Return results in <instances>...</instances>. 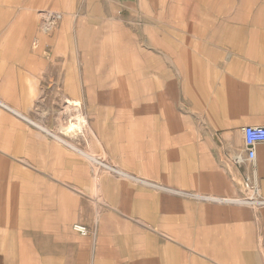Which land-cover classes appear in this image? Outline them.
Masks as SVG:
<instances>
[{"label":"crops","instance_id":"0c3cea01","mask_svg":"<svg viewBox=\"0 0 264 264\" xmlns=\"http://www.w3.org/2000/svg\"><path fill=\"white\" fill-rule=\"evenodd\" d=\"M166 38L156 34L155 43ZM210 43L202 51L208 82L189 83L185 99L168 98L152 125L139 115L103 132L92 115L89 129L75 136L50 129L67 139L59 140L17 114L34 122L16 84L10 95L0 91L13 109L0 105V179L6 182L0 185L10 187L15 203L45 204L49 230L30 234L43 235L53 250L73 252L72 264H213L212 257L229 264L227 246L264 251V205L241 201L248 178L264 202V143L252 162L243 133L246 126L264 127V52L234 47L218 62L210 58ZM181 66L196 76L199 64L191 59ZM175 67L179 72L180 64ZM75 224L87 235L75 236Z\"/></svg>","mask_w":264,"mask_h":264},{"label":"rangeland","instance_id":"374dc122","mask_svg":"<svg viewBox=\"0 0 264 264\" xmlns=\"http://www.w3.org/2000/svg\"><path fill=\"white\" fill-rule=\"evenodd\" d=\"M153 1H3L8 5H1L0 8L6 10L5 8L10 9L11 7L12 9L7 11L9 13L14 11L18 15L25 10L24 8L30 10H26L27 17L20 22L14 34L6 35L3 30L6 29L8 20L0 21V91L3 90L4 94L10 95L11 85L16 84V88H14L21 96L20 101L23 102L24 107L26 106L25 108L32 111L34 122L39 123L38 121H40L39 124L44 125L43 127L58 132L69 119L68 116H63L65 115L64 97L79 98L83 102L84 114L88 117L98 116L99 122L96 124L98 130L106 132L115 130L114 125L117 120H138L139 115H146L148 125H152L156 117L160 119L161 115L165 113L167 109L165 103L168 98L185 99L189 83L196 80L200 84L208 82L210 68L204 61L202 53V51L208 52V42H211L212 55L210 58L212 61L214 58L218 62L223 61L226 56L224 52H229L234 47L242 51L264 52V39L256 40L244 37L242 42L232 44L221 42L215 37L210 40L205 37L206 35L203 36L200 32L196 33L194 29L199 27L202 20H193L195 19L192 15L193 8L197 4V6L206 9L205 3L208 0ZM255 3L257 9L258 7L264 9V0H256ZM156 5L162 7L160 12L162 14L164 11L166 13L164 16H159L156 13ZM176 6L183 9L181 15H176ZM4 10H0L3 16L6 15ZM33 12L38 13L42 21L46 14L52 16L54 13L60 14L62 19L54 23L55 30L52 34L47 33L46 36L41 37L39 31L34 30L29 37L21 30L24 27H32ZM221 17L217 16V18ZM218 23L221 24L220 21ZM238 24L240 22H227L228 26ZM216 27L220 28L218 24L212 27L214 30L211 32L212 35L217 36L213 34L214 32L226 35L228 30L223 29L220 32L221 29L216 30ZM161 33L167 37L163 45L155 43L156 34ZM112 36L118 39L114 48L109 42ZM91 38L94 40L93 43H88ZM6 40L8 41L6 42ZM56 41L57 46H54L53 43ZM80 42L83 47H80ZM119 43L126 44L125 52L119 47ZM185 47L188 51L185 50ZM112 52L114 56H112ZM213 52L216 55H213ZM116 56H120L122 60L119 65L115 63L118 59ZM172 57L175 58L176 63L180 61L179 72L170 61ZM205 57L209 58L208 55ZM191 59H195L199 64L198 69L194 71L196 76L188 75L187 70L181 66ZM122 74L124 75L122 80L126 84L122 85L115 79L111 80L116 75L119 77ZM74 76L77 78L72 80ZM76 82L79 85L77 88L73 87ZM201 93L203 94V92ZM27 105L29 106L27 107ZM118 124L120 126L128 125V123ZM137 125L135 122V126ZM53 132L55 133V131ZM60 137L67 140L63 136ZM99 155L103 157L101 150ZM0 183L6 182L0 179ZM14 199L15 196L11 194L10 187H1L0 185V205L4 202L3 206H0L2 208L0 210V264L74 263L73 252L53 250L49 247L51 244H46L41 236L18 232L19 219L16 216L19 203H15ZM225 252L230 254L226 250ZM231 253L233 256L241 254L237 251ZM262 253L246 251L245 256L246 254L249 256V259L246 260L249 261H244L249 264H264ZM12 254L16 255L13 257Z\"/></svg>","mask_w":264,"mask_h":264},{"label":"bare ground","instance_id":"6f19581e","mask_svg":"<svg viewBox=\"0 0 264 264\" xmlns=\"http://www.w3.org/2000/svg\"><path fill=\"white\" fill-rule=\"evenodd\" d=\"M3 1L9 2V0H0V6L2 5H8V3H3ZM155 1V0H154ZM153 1V2H154ZM200 1V0H199ZM203 1V0H202ZM256 2V0H255ZM254 2V0H208L205 4H206V9L201 8L200 6H197V4L194 6L193 8V12L192 15L195 17V19L193 20H202V23H199V27H196L194 29V31L200 32L203 36H211V32L214 31L212 29V27L216 26V24H218V26H220V28L218 29V27H216V30H220V32H222L223 29L228 30L226 31V35H230V36H238L239 38H244V37H250L251 39H256V40H262L264 39V9H262V7H258V9L255 7L257 4ZM151 4V2H150ZM164 8V7H163ZM4 8H0V10ZM6 10H4L6 12V15L3 16L2 11H0V21L1 20H8L7 24H6V29L3 30L5 32V34H14L15 33V29L19 26L20 22H22V20L25 19V17H27V11L26 10H30V9H26L20 12L18 15L16 13H14V11L12 13H9L7 11L11 10L5 8ZM156 9V13L159 16H164L166 13L163 11L161 14V6H157L155 7ZM176 15H181L183 9L181 7L176 6ZM52 14V13H51ZM223 15V17H221ZM217 16L221 17V18H217ZM260 17H262L261 19H259ZM62 19V16L60 14H55L50 16L49 14H46L44 16V20L42 21L40 19V15L36 12L32 13V27L31 28H22L21 32H25L26 35L30 37V35L33 33V31L35 30L36 32L39 31L41 37H44L47 35V33L52 34L54 32V23H56V21H59ZM164 20V18H163ZM221 22L218 23V22ZM227 22H240V24L236 25V26H228ZM242 22H246L245 24H241ZM64 24H65V20H64ZM193 24V23H192ZM195 27V26H194ZM231 27V28H230ZM185 28V27H184ZM183 28V30H184ZM191 29V28H190ZM193 30V29H192ZM185 31V30H184ZM17 32V30H16ZM161 32V31H160ZM188 32V31H187ZM191 33V32H190ZM199 33V34H200ZM165 34V33H164ZM176 34V33H173ZM216 35H221V34H217V33H213ZM182 35V34H181ZM225 35V36H226ZM214 36V35H212ZM220 37V36H219ZM30 39V38H29ZM183 39V38H182ZM191 39V38H190ZM93 39L91 38L89 40L88 43H93ZM54 42V40H53ZM52 42V43H53ZM110 44L112 45V48L115 47V45L118 42V39L114 38L113 36L111 37V40L109 41ZM189 42V41H188ZM192 42V41H191ZM86 43V44H88ZM264 43V42H263ZM262 43V44H263ZM54 46H57V41L55 43H53ZM28 45V44H25ZM110 45V46H111ZM192 45V44H191ZM24 46V45H23ZM34 46V45H33ZM38 47V46H37ZM36 47V48H37ZM80 47L82 46V42H80ZM119 47H121L123 49V52H125L126 50V44L123 45L121 43H119ZM193 47V46H192ZM28 48V46H27ZM71 48V47H70ZM182 48V46H181ZM186 48V47H185ZM179 49V47H178ZM184 49V47H183ZM180 50V49H179ZM186 51L187 48L185 49ZM195 50V49H194ZM184 51V50H182ZM190 51V50H189ZM199 51V50H198ZM40 52V51H39ZM70 53V52H69ZM127 53V51H126ZM74 54V53H73ZM124 54V53H123ZM183 54V53H182ZM186 54V52H185ZM118 55V54H116ZM175 55V54H174ZM191 55V53H190ZM112 56H114V53L112 52ZM125 57V54H124ZM116 58H118L115 63L116 64H120L122 63L120 56H116ZM182 58V57H181ZM189 59V58H187ZM75 60V58H74ZM183 60V59H182ZM170 61L172 62V65H177L178 63H176L175 58L172 57L170 58ZM72 62V61H71ZM126 62V61H125ZM185 62V61H184ZM68 63V62H67ZM74 63V62H73ZM142 63V62H141ZM180 63V61H179ZM69 64V63H68ZM186 64V63H185ZM188 64V63H187ZM150 66V65H149ZM148 66V67H149ZM187 66V65H185ZM151 67V66H150ZM66 69V68H65ZM72 69V67H71ZM75 70V69H74ZM187 70V69H186ZM74 72V71H73ZM76 73V72H75ZM156 73V72H155ZM162 73V72H161ZM65 74V73H64ZM119 75V72L117 73ZM74 75V73H73ZM116 75V77L112 78L111 80L115 79L116 81H119L120 83H122V85H124L125 81L122 80L124 79V75L122 74V76ZM28 76V75H27ZM20 77V76H19ZM18 77V78H19ZM76 76H74V79ZM121 77V78H120ZM21 79V77H20ZM33 79V78H32ZM187 79V77H186ZM36 80V79H35ZM118 82V83H119ZM21 83V82H19ZM78 82L73 84V87L77 88V84ZM37 84V83H36ZM126 84V83H125ZM121 86V85H120ZM140 86H142V84H140ZM20 87V86H19ZM79 87V85H78ZM26 88V87H24ZM77 90V89H76ZM124 90V89H122ZM126 90V89H125ZM79 91V90H78ZM128 91V90H127ZM23 95V94H22ZM79 97V96H78ZM28 99V98H27ZM29 100V99H28ZM33 100V99H32ZM27 102V101H26ZM31 102V101H30ZM7 102H5L3 99L0 98V105L6 109L9 110H13L11 107H9L7 104ZM23 104V102H22ZM29 104V103H28ZM26 105V104H25ZM30 105V104H29ZM27 105V107L29 106ZM63 109H64V114L63 116H68L69 119L67 120V122L65 123L64 126H61L60 128V132L63 136H75V134L78 133H83L84 131L89 129V120L87 118V116L84 114L83 112V102L81 101V99L79 98H75V97H64L63 99ZM26 107V106H25ZM25 109V108H24ZM17 114H20L22 117H24L27 121H29L31 124H33L35 127L40 128L42 131L44 130L45 132H49L53 134L56 138H58L59 140H63L62 138H60L56 132L54 133L53 131H51L48 128L43 127L41 124L37 123V122H33L32 120H29L27 116H25L23 113H21L20 111L16 110ZM24 111V110H23ZM26 111V110H25ZM16 114V115H17ZM62 114V113H61ZM61 116V115H60ZM66 118V117H65ZM63 142V141H62ZM64 144V143H63ZM68 144V142H67ZM68 146V145H67ZM70 146V145H69ZM73 145H71L72 147ZM74 147V146H73ZM75 150V149H74ZM79 150V149H78ZM82 153V151H81ZM84 155V154H83ZM88 156V155H87ZM89 157V156H88ZM95 163V162H94ZM98 163V162H97ZM121 172V171H118ZM117 173V172H116ZM128 176V175H127ZM5 180V179H4ZM3 186V185H2ZM5 186V185H4ZM4 192V190H3ZM4 200V198H3ZM38 202L36 204H34L36 202V200L34 202H24V203H19L18 206V210H19V220H18V225H19V229L18 232H20V234L22 233H26L28 234L29 231L27 230H44L46 232H48V225L46 223V219L44 218V215L42 214V209L43 207H45L44 201L43 199H38ZM2 203V201H1ZM4 203V202H3ZM2 203V204H3ZM242 203V202H241ZM1 204V205H2ZM0 205V206H1ZM3 206V205H2ZM53 207V206H51ZM0 210H2V208H0ZM39 210H41V212H39ZM65 210H67V207L65 208ZM67 214L70 213V211H66ZM1 220V219H0ZM4 222V221H3ZM17 223V221H16ZM13 224V223H12ZM76 225V224H75ZM74 225V226H75ZM27 231V232H26ZM73 231L75 232V236L77 235H81L80 233H78L74 227H73ZM3 233V232H2ZM77 233V234H76ZM29 235L33 234L29 233ZM35 236L39 237V236H43L41 234H35ZM45 236V235H44ZM72 236V237H75ZM82 236V235H81ZM53 237V236H52ZM59 237V235H58ZM264 237V236H263ZM13 242V241H12ZM14 244V243H13ZM15 246V245H14ZM188 248V247H187ZM227 248L226 251L230 252V254L225 252V257L227 258V260H229V264H249L246 263L244 260L249 259V256L246 254L245 256V252L246 251H242L241 255L242 257L240 258V256H233L231 252H233L234 250H230L229 246L225 247ZM224 248V249H225ZM20 249H24V248H20ZM221 249V250H224ZM11 250V249H10ZM13 250V249H12ZM191 250V249H190ZM189 250V251H190ZM193 251V250H192ZM12 253V251H11ZM15 253V250H14ZM13 255V254H12ZM16 254L13 255V257ZM196 256V255H195ZM12 257V258H13ZM264 259V251L262 253L261 256ZM237 258V259H236ZM240 259V260H239ZM257 259V258H256ZM196 260V259H195ZM214 258L212 257V262L213 264H218L217 262H214ZM193 261V260H192ZM199 261V258H198ZM249 261V260H246ZM254 261V259H253ZM264 261V260H263ZM195 262V261H194ZM245 262V263H244ZM260 262V261H259ZM33 262L29 263L32 264ZM198 263V262H197ZM22 264H27V263H22ZM189 264V263H188ZM206 264V263H205Z\"/></svg>","mask_w":264,"mask_h":264},{"label":"built area","instance_id":"2783aa9c","mask_svg":"<svg viewBox=\"0 0 264 264\" xmlns=\"http://www.w3.org/2000/svg\"><path fill=\"white\" fill-rule=\"evenodd\" d=\"M244 133V143L245 149L247 152V159L250 161H254L256 159V147L258 144L264 143V127L262 126H246L243 128ZM243 158H237L236 162L238 164L242 163ZM245 191L246 197H244L241 201L245 204L262 206L264 202L260 199V191L257 185L252 182L251 179L245 180ZM74 229L85 236L88 233L87 228L82 224H76Z\"/></svg>","mask_w":264,"mask_h":264}]
</instances>
